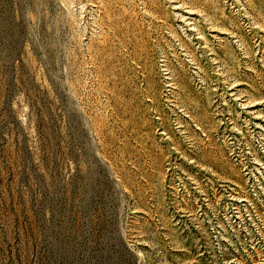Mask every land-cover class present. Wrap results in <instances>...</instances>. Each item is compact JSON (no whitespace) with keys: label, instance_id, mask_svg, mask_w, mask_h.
I'll return each instance as SVG.
<instances>
[{"label":"rangeland","instance_id":"1","mask_svg":"<svg viewBox=\"0 0 264 264\" xmlns=\"http://www.w3.org/2000/svg\"><path fill=\"white\" fill-rule=\"evenodd\" d=\"M0 264H264V0H0Z\"/></svg>","mask_w":264,"mask_h":264}]
</instances>
